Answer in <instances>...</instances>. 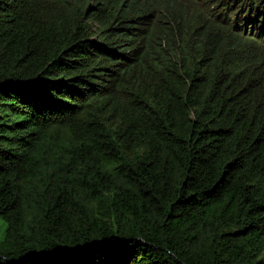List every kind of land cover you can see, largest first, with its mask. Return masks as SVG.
Returning a JSON list of instances; mask_svg holds the SVG:
<instances>
[{"label":"trees","instance_id":"trees-1","mask_svg":"<svg viewBox=\"0 0 264 264\" xmlns=\"http://www.w3.org/2000/svg\"><path fill=\"white\" fill-rule=\"evenodd\" d=\"M0 264H264V0H0Z\"/></svg>","mask_w":264,"mask_h":264},{"label":"rangeland","instance_id":"rangeland-1","mask_svg":"<svg viewBox=\"0 0 264 264\" xmlns=\"http://www.w3.org/2000/svg\"><path fill=\"white\" fill-rule=\"evenodd\" d=\"M3 229H0V232L2 231Z\"/></svg>","mask_w":264,"mask_h":264}]
</instances>
